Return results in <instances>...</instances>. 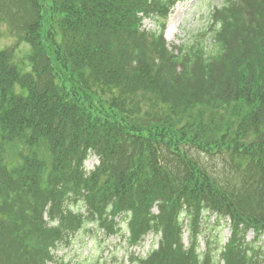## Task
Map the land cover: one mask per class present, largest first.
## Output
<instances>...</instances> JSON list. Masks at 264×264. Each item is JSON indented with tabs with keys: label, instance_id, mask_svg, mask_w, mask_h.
<instances>
[{
	"label": "trees",
	"instance_id": "obj_1",
	"mask_svg": "<svg viewBox=\"0 0 264 264\" xmlns=\"http://www.w3.org/2000/svg\"><path fill=\"white\" fill-rule=\"evenodd\" d=\"M179 1L0 0V264H90L54 254L85 231L158 238L128 264H264V0L168 49Z\"/></svg>",
	"mask_w": 264,
	"mask_h": 264
},
{
	"label": "rangeland",
	"instance_id": "obj_2",
	"mask_svg": "<svg viewBox=\"0 0 264 264\" xmlns=\"http://www.w3.org/2000/svg\"><path fill=\"white\" fill-rule=\"evenodd\" d=\"M224 0H189L184 1L171 11L166 21L164 36L169 47L185 44L197 30L207 27L206 19L212 8L220 6ZM179 10V11H178ZM174 18L176 26L173 29V34L168 33L170 19ZM142 29L152 32L157 31V23L155 18L145 19L142 24ZM6 35V34H5ZM4 34L0 37V50L14 44V40ZM29 48L22 44L17 48L15 58L19 64L25 62L24 57L28 54ZM97 163L94 157H91L85 162V168L91 170ZM229 235L228 227L220 228L219 239L224 244L225 238ZM252 237L251 234L248 235ZM105 239L93 231H85L71 238L69 245H60L54 254L63 257L65 261L72 263L87 262L90 264H128L129 252H135L143 256L149 251V248H155L157 238L147 237L140 248L129 249L127 255L124 254V244L119 241V238L109 237ZM186 241V239H185ZM63 247V248H62ZM62 248V249H61ZM114 250V253L107 258L108 252ZM106 259L104 263L103 260Z\"/></svg>",
	"mask_w": 264,
	"mask_h": 264
},
{
	"label": "bare ground",
	"instance_id": "obj_3",
	"mask_svg": "<svg viewBox=\"0 0 264 264\" xmlns=\"http://www.w3.org/2000/svg\"><path fill=\"white\" fill-rule=\"evenodd\" d=\"M178 11H179V10H178ZM175 26H176V21H175V19L172 17V18L170 19V23H169V26H168V33L170 32V33L173 34V29L175 28Z\"/></svg>",
	"mask_w": 264,
	"mask_h": 264
}]
</instances>
